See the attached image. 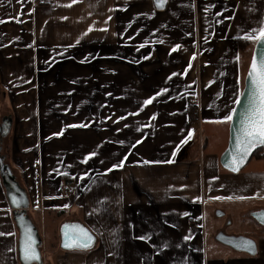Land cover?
Instances as JSON below:
<instances>
[{
  "label": "crops",
  "instance_id": "crops-1",
  "mask_svg": "<svg viewBox=\"0 0 264 264\" xmlns=\"http://www.w3.org/2000/svg\"><path fill=\"white\" fill-rule=\"evenodd\" d=\"M41 1L0 0V264H20L22 210L42 264H264V157L219 164L255 44L235 40L264 23V0ZM64 223L94 247L61 250ZM218 234L254 240L255 255Z\"/></svg>",
  "mask_w": 264,
  "mask_h": 264
},
{
  "label": "snow or ice",
  "instance_id": "snow-or-ice-1",
  "mask_svg": "<svg viewBox=\"0 0 264 264\" xmlns=\"http://www.w3.org/2000/svg\"><path fill=\"white\" fill-rule=\"evenodd\" d=\"M75 2L76 0H73V3ZM163 4L164 0H154V5L157 8L162 7ZM209 7L212 6H206L205 11H207ZM217 15H220V13H217ZM110 18L111 17H109V19ZM91 30L92 28L89 27V31ZM102 30L106 31V29ZM236 38L253 41L258 46V51L257 54L254 55L249 68L246 79V93H238L235 101L239 103L240 96H247V100L244 102V108L240 111V118L238 126L235 129L234 140L228 150V159L224 162V167L234 173L244 164L253 149L264 146V23H260L258 28L254 27L245 32L243 36H237ZM140 47H144V44H141ZM175 47L179 48L180 46L176 45ZM173 75H175V73H173ZM165 91H167V89H161V93ZM161 93H157L156 95H160ZM151 99L153 98L145 100L144 104L150 103ZM236 111L237 109L233 108L228 115L223 117L222 122H231L233 120V114ZM123 118L124 117H121V119ZM153 118L155 117L153 116ZM125 127H127V125H125ZM189 135H191V133H189ZM136 143H140V141ZM95 154L96 153H90L89 156H94ZM173 155H175V152ZM89 156H86L82 162H87ZM167 162L171 163L172 161ZM145 163H148V161H145ZM122 164L123 161H121L120 164L112 165V168L120 167ZM110 170L111 169H108L107 171ZM84 175H87V173ZM216 199H223V197H216ZM13 203L19 205V201L16 200L15 197H13ZM185 215H187V213H185ZM68 229H72V232L70 233ZM62 233L64 237L62 246L65 248L76 247L87 249L93 244V237L90 232L79 224L64 225ZM3 235H12V233L0 232V236ZM188 238L187 236L184 237L185 240ZM138 239L148 241L150 237L140 236ZM69 240H71V243H69ZM243 245L244 250L254 254L255 245L252 241L245 240ZM164 246L167 247L166 242ZM20 252V258L23 264H32L33 261L39 260V254L34 246L30 229L26 230L24 234V239L20 245Z\"/></svg>",
  "mask_w": 264,
  "mask_h": 264
},
{
  "label": "water",
  "instance_id": "water-1",
  "mask_svg": "<svg viewBox=\"0 0 264 264\" xmlns=\"http://www.w3.org/2000/svg\"><path fill=\"white\" fill-rule=\"evenodd\" d=\"M151 2L153 4V7L157 11H162V10H164L166 8L167 3H168V0H164V4L160 8L155 7L154 0H151ZM257 51H258V46L256 44H254V47H253L252 53H251V57H250V61H249V65H248V69H247V72H246V75H245L244 86H243V89H242L241 92H245L246 93V79H247V75H248L249 68H250L251 62L253 60V57H254V55L257 54ZM246 100H247V96L246 95L240 96V102L239 103L236 102V104L234 106V108L237 109V111L233 114V120L231 122H229L227 144H226L225 149L223 150V152L221 153V155L219 157V164H220L221 168L224 169V170H226V171H228V172H230V173H232V174H236L239 171H241L246 166V164L249 162L252 154L257 149L264 148V146H259L258 148L253 149V151L250 153V155L248 156V158L245 160L244 164L235 173L224 167V162H225V160L228 159V150L230 149V147L232 145V142L234 140L235 129L238 126V121H239V118H240V111L243 110V108H244V102ZM10 190H15L14 185L13 186H10ZM17 193L21 195L20 192H17ZM26 207H27V203L24 204V205H22V206L17 207V209H19V208H23L24 209ZM218 215H220V213H218ZM253 216L260 222V224L264 225V211H259V212L253 213ZM74 224H79L82 227H84L85 229H87L85 226H83L80 223H64V224H62L61 227H60V229H59V248L61 250H64V251H87V250L92 249L94 247V245H95L96 238H95V236L88 229L87 230L90 232V234L93 237V244H92L91 247H89L87 249H82V248H76V247L65 248V247L62 246V241H63V238H64L63 237V233H62L63 226L64 225H74ZM16 225H17V230H18V259H19L20 264H23V261L20 258L21 257L20 245H21V242L24 239V234H25L26 230H28V229L31 230V236H32V239L34 241V246H35V248H36V250H37V252L39 254V260L33 261L32 264H42V257H41V253H40V249H39L40 248V245H41V240H40V237H39V235L37 233V230L25 218V211H23V210L22 211H19L18 218L16 219ZM68 231L71 233L72 232V229H68ZM216 239L221 244H223L225 246H228V247H230L231 249H233L235 251L243 252V253H246L247 255H250V256H253L256 253V243L254 242V240H252L250 238H247V237H232V236H226V235H223V234H218V236L216 237ZM245 240L252 241L253 244L255 245V252H254V254L253 253H250V252H248L246 250H244L243 242ZM69 243H71V240H69Z\"/></svg>",
  "mask_w": 264,
  "mask_h": 264
},
{
  "label": "built area",
  "instance_id": "built-area-1",
  "mask_svg": "<svg viewBox=\"0 0 264 264\" xmlns=\"http://www.w3.org/2000/svg\"><path fill=\"white\" fill-rule=\"evenodd\" d=\"M195 112L197 114V110ZM193 125L196 126L197 132H200V122H199L198 117H197V120L194 121ZM33 168H34V178L36 182H35V186L33 190V202L30 208L35 211H42L44 207V195H43L42 185L40 181V177H41L40 162L35 161Z\"/></svg>",
  "mask_w": 264,
  "mask_h": 264
},
{
  "label": "trees",
  "instance_id": "trees-1",
  "mask_svg": "<svg viewBox=\"0 0 264 264\" xmlns=\"http://www.w3.org/2000/svg\"><path fill=\"white\" fill-rule=\"evenodd\" d=\"M235 42H236V46L238 48V51L241 52L242 54L245 53L248 46H249L248 40L236 39ZM195 117L196 116L194 115V112L190 111L189 112V118H190L191 122L195 119ZM262 157H264V148H259L252 154L250 160L261 159Z\"/></svg>",
  "mask_w": 264,
  "mask_h": 264
},
{
  "label": "rangeland",
  "instance_id": "rangeland-1",
  "mask_svg": "<svg viewBox=\"0 0 264 264\" xmlns=\"http://www.w3.org/2000/svg\"><path fill=\"white\" fill-rule=\"evenodd\" d=\"M35 1H36V3H37V2H42L41 0H34V2H35ZM41 4H42V3H41ZM194 115L196 116V112H194ZM194 121H196V117H195V119L191 122L192 125H193ZM193 126H194V125H193ZM203 129H204V132H205V134H206V128L203 127ZM206 135H207V134H206ZM213 144H214V143H213ZM69 193H70V192H66V191H65V195H68ZM225 219H226V218L224 217V218H223V221H222V225H224L225 228H226V227H228V225L230 224V222H229L230 220H228V221L226 222ZM231 221L233 222V224L236 223L235 220L233 221V220L231 219ZM234 234H235V233H234Z\"/></svg>",
  "mask_w": 264,
  "mask_h": 264
}]
</instances>
